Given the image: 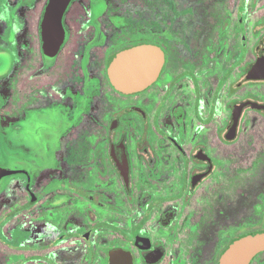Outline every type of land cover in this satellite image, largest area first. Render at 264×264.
<instances>
[{
    "label": "flooded vegetation",
    "instance_id": "1",
    "mask_svg": "<svg viewBox=\"0 0 264 264\" xmlns=\"http://www.w3.org/2000/svg\"><path fill=\"white\" fill-rule=\"evenodd\" d=\"M50 4L0 0V264H217L264 232V0ZM136 46L162 63L125 93Z\"/></svg>",
    "mask_w": 264,
    "mask_h": 264
},
{
    "label": "water",
    "instance_id": "2",
    "mask_svg": "<svg viewBox=\"0 0 264 264\" xmlns=\"http://www.w3.org/2000/svg\"><path fill=\"white\" fill-rule=\"evenodd\" d=\"M67 0H51L48 20L59 19ZM63 5V6H61ZM53 28V23L49 25ZM162 54L151 46L130 47L109 60L108 75L120 91L132 93L148 85L158 74ZM264 250V232L239 239L227 247L217 264H248L254 255Z\"/></svg>",
    "mask_w": 264,
    "mask_h": 264
},
{
    "label": "rangeland",
    "instance_id": "3",
    "mask_svg": "<svg viewBox=\"0 0 264 264\" xmlns=\"http://www.w3.org/2000/svg\"><path fill=\"white\" fill-rule=\"evenodd\" d=\"M254 132L256 133V134H254L253 136H256V138L257 137H261V136H264V128L262 127V124L261 125H257V130H256V128H255V126H254ZM261 135V136H260ZM254 139H253V145L255 144V137H253ZM244 143V139L242 138L239 142H238V147H242L243 144ZM262 159V155H261V151H259L258 153H257V155L256 156H254V159H253V162L255 161V162H257V160L258 161H260ZM258 167L260 168L261 167V164H260V162H259V165H258Z\"/></svg>",
    "mask_w": 264,
    "mask_h": 264
}]
</instances>
